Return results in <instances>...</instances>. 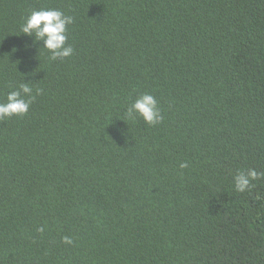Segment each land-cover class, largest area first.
Listing matches in <instances>:
<instances>
[{"label": "trees", "instance_id": "16d2710c", "mask_svg": "<svg viewBox=\"0 0 264 264\" xmlns=\"http://www.w3.org/2000/svg\"><path fill=\"white\" fill-rule=\"evenodd\" d=\"M45 9L70 57L22 32ZM21 85L0 264H264V178L234 181L264 172V0H0V103ZM144 93L155 125L128 115Z\"/></svg>", "mask_w": 264, "mask_h": 264}, {"label": "clouds", "instance_id": "9594fccd", "mask_svg": "<svg viewBox=\"0 0 264 264\" xmlns=\"http://www.w3.org/2000/svg\"><path fill=\"white\" fill-rule=\"evenodd\" d=\"M73 22V17L66 16L59 10H34L23 23L22 32L29 35L34 32L37 39L43 40L45 48L51 52L52 60L64 59L70 57L74 51L72 46L67 44V26ZM31 92L32 89L28 85H21L19 91L9 92L6 102L0 103V119L26 114L35 99L34 96H31ZM40 93L41 91L38 90L37 95ZM25 96L28 98L25 99ZM135 114H139L150 125H155L163 120L158 101L149 93L142 94L128 109L130 117L134 118ZM181 167H187V164H181ZM262 178H264V172H258L255 169L240 171L234 177L236 191H250L254 187L253 181ZM255 198L257 200L264 199V194L257 193ZM65 242L71 243L68 238H65Z\"/></svg>", "mask_w": 264, "mask_h": 264}]
</instances>
